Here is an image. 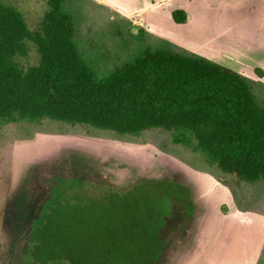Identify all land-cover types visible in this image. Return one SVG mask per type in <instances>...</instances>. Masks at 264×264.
I'll use <instances>...</instances> for the list:
<instances>
[{
	"label": "rangeland",
	"instance_id": "1",
	"mask_svg": "<svg viewBox=\"0 0 264 264\" xmlns=\"http://www.w3.org/2000/svg\"><path fill=\"white\" fill-rule=\"evenodd\" d=\"M3 1L21 11L31 31L49 10L48 0ZM105 1L65 2L76 43L99 81L147 47L193 52L161 36L184 38L178 31L185 27L167 21L166 34L151 32L145 18ZM244 21L238 28L246 31ZM20 63L38 64L33 45ZM246 64L264 105V71ZM0 264H264V182L234 180L175 145L165 130L118 137L52 120L5 122Z\"/></svg>",
	"mask_w": 264,
	"mask_h": 264
},
{
	"label": "trees",
	"instance_id": "2",
	"mask_svg": "<svg viewBox=\"0 0 264 264\" xmlns=\"http://www.w3.org/2000/svg\"><path fill=\"white\" fill-rule=\"evenodd\" d=\"M65 2L48 0L31 31L21 11L0 0V127L52 120L118 137L165 130L175 145L234 180L264 182V105L250 79L194 53L147 47L99 81L76 43ZM170 11L177 24L191 21L180 8ZM30 45L38 64L24 67L20 58Z\"/></svg>",
	"mask_w": 264,
	"mask_h": 264
},
{
	"label": "crops",
	"instance_id": "3",
	"mask_svg": "<svg viewBox=\"0 0 264 264\" xmlns=\"http://www.w3.org/2000/svg\"><path fill=\"white\" fill-rule=\"evenodd\" d=\"M107 1L105 3L113 7ZM109 1L122 6V14L128 17L145 18L151 32L162 29V22L167 24V21H170L168 23L173 28L185 27V30L178 31L184 38L176 40L161 36L181 47L185 46L196 55L248 78H251V69L246 62L264 71V0H144L142 3L139 0ZM186 1H191L192 5ZM171 7L188 12L191 21L177 24L172 18ZM244 20L249 24L246 31L238 28L244 24ZM236 21H240V24L234 28L232 23ZM165 30L160 32L166 34ZM189 32L193 35L191 39L186 35ZM262 82L264 83V75Z\"/></svg>",
	"mask_w": 264,
	"mask_h": 264
}]
</instances>
